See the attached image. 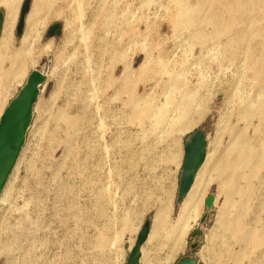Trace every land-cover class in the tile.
<instances>
[{"label":"rangeland","instance_id":"obj_1","mask_svg":"<svg viewBox=\"0 0 264 264\" xmlns=\"http://www.w3.org/2000/svg\"><path fill=\"white\" fill-rule=\"evenodd\" d=\"M2 1L0 115L45 79L0 205V264H127L148 222L162 226L140 264H264V0H16L14 19ZM197 130L207 162L172 252Z\"/></svg>","mask_w":264,"mask_h":264},{"label":"water","instance_id":"obj_2","mask_svg":"<svg viewBox=\"0 0 264 264\" xmlns=\"http://www.w3.org/2000/svg\"><path fill=\"white\" fill-rule=\"evenodd\" d=\"M1 29V21H0ZM45 77L38 71L30 74L26 85L10 103L0 120V197L5 189L8 179L15 168L20 153L25 143L27 130L33 116V106L36 103L40 86ZM207 156V137L204 130L193 132L185 144V155L182 164V172L179 179L177 204H181L192 186L196 176L202 168ZM212 199L209 198L207 206ZM151 224L146 223L137 237L136 244L132 249L127 264H140L142 258L141 249L148 240L151 232ZM200 234V232H197ZM193 250L196 246L191 247ZM192 257H185L176 264H196Z\"/></svg>","mask_w":264,"mask_h":264},{"label":"bare ground","instance_id":"obj_3","mask_svg":"<svg viewBox=\"0 0 264 264\" xmlns=\"http://www.w3.org/2000/svg\"><path fill=\"white\" fill-rule=\"evenodd\" d=\"M16 2V0H3L2 1V3H3V5H5L6 6V8L8 9V15H9V19H14L15 17H16V8H15V3ZM245 3H242V5H244ZM250 5H252L253 6V4H256V3H254V2H251V3H249ZM238 5V4H237ZM233 11V10H232ZM239 11H241V10H239ZM14 17V18H13ZM10 27H11V24L10 25H7V31H6V33H5V36L3 37V39H2V41L0 42V49L2 48V46L5 44V42L6 41H10L11 40V30H10ZM23 42V41H22ZM28 42V36H25V38H24V42H23V45H25L26 43ZM29 78H30V75L27 77V79H26V81H25V83H24V85L22 86V88L26 85V83H27V81L29 80ZM21 90V89H20ZM16 98V96L9 102V104L7 105V107L4 109V111L1 113V115H0V120H1V117L3 116V114H4V112H5V110L8 108V106L10 105V103L14 100ZM263 112H264V110H263ZM189 128H191V127H189ZM206 162H207V158H206V160H205V162H204V164H203V166H202V168H204V166L206 165ZM201 168V169H202ZM200 169V170H201ZM198 175V174H197ZM197 177V176H196ZM197 181H196V179H195V183H196ZM194 183V184H195ZM193 188H194V185L192 186V188H191V190H190V192L193 190ZM6 186H5V189H4V191H3V193H2V196L0 197V205L2 204V203H4L5 202V200H6ZM190 192L188 193V195L186 196V198L184 199V201L180 204L181 206L180 207H182V209H181V212H180V216H179V221H178V225H176V227H175V229H172V228H169V226H168V228H166V229H164L165 230V233H166V235H167V237H168V241H170V248H171V251L173 252H175V250L177 249H179L180 247H181V241H182V239L184 238V236H185V228H186V226H187V219H188V217L190 216V214L191 213H194L195 211H196V209H197V207H196V205L193 203V202H191L189 199H188V197H189V194H190ZM6 203V202H5ZM165 210V209H164ZM164 210H162V213H161V215H160V219H161V221H163L164 222V220L163 219H165V217H166V215L167 214H165V213H167V212H164ZM163 218V219H162ZM160 221V222H161ZM158 224H159V226L157 227H154L155 229H153V231L151 230V232H150V235H149V237H148V240H147V242L150 240V239H152V237H154V235H155V233L157 232V228L159 229V227L160 226H162V225H160L161 223H159L158 222ZM164 224V223H163ZM165 225H167V224H165ZM164 225V226H165ZM142 250H143V247H142V249H141V252H142ZM141 261V260H140Z\"/></svg>","mask_w":264,"mask_h":264},{"label":"crops","instance_id":"obj_4","mask_svg":"<svg viewBox=\"0 0 264 264\" xmlns=\"http://www.w3.org/2000/svg\"><path fill=\"white\" fill-rule=\"evenodd\" d=\"M152 230V229H151ZM143 252V251H142ZM142 255H143V253H142Z\"/></svg>","mask_w":264,"mask_h":264}]
</instances>
